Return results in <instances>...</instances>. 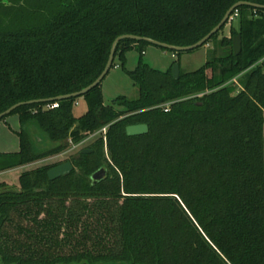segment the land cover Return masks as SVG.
I'll use <instances>...</instances> for the list:
<instances>
[{"label":"trees","instance_id":"obj_1","mask_svg":"<svg viewBox=\"0 0 264 264\" xmlns=\"http://www.w3.org/2000/svg\"><path fill=\"white\" fill-rule=\"evenodd\" d=\"M239 2L264 6L0 0V114L88 87L121 36L194 45ZM238 11V29L231 24L219 41L223 26L204 45L215 46L208 62L181 70L178 80L173 65L163 72L143 60L151 44L126 39L112 69L139 47L137 67L127 72L137 98L107 105L101 84L82 97L88 110L81 116L74 114L80 98L57 109L24 105L8 116H19L20 151L0 154V174L45 164L23 172L19 189L0 183V264H264V10ZM237 36L242 50L235 56ZM170 102L165 112L160 106ZM139 124L149 132L128 136L127 127ZM105 127L86 147L91 153L46 163ZM32 128L46 139L33 137ZM38 140L52 145L38 149ZM67 162L73 170L51 181L48 172ZM102 168L107 175L95 183Z\"/></svg>","mask_w":264,"mask_h":264},{"label":"rangeland","instance_id":"obj_2","mask_svg":"<svg viewBox=\"0 0 264 264\" xmlns=\"http://www.w3.org/2000/svg\"><path fill=\"white\" fill-rule=\"evenodd\" d=\"M234 28L238 29L239 21L233 22ZM231 25H227L219 34L218 40L220 41L225 36H230ZM214 42H210L208 45L194 50L192 52L184 53L180 56L173 52L164 50L156 46H145V53L143 60L148 63L152 68L163 72L168 71L172 65L179 64L183 72H194L202 68L209 60V55L215 50ZM218 48V47H217ZM217 50V49H216ZM217 55H221L220 49L216 52ZM141 56V50L138 48L129 52L126 55V65L122 67L117 61V66L111 70L108 76L102 83V92L105 104L109 105L112 101L119 96H127L130 99H135L139 96V89L134 84L131 77L128 75V71H133L137 67L138 60ZM78 105L74 106V114L81 116L88 110V105L83 98L78 99ZM21 131V124L18 115H12L6 120L0 121V154L1 153H16L20 151V139L18 132ZM33 137H42L46 139V136L40 130L32 128ZM36 140V139H35ZM94 139L89 140L85 145L79 147L76 150H71L65 155L59 156L55 160H49L46 163H52L56 161H64L70 158L72 155L82 151L88 147ZM37 141V140H36ZM37 144L38 149H46L52 145L48 140L42 144L40 140ZM45 164L44 161L36 163L32 166L17 168L8 172L0 174V183L5 182L10 187L19 189V178L23 172L31 170Z\"/></svg>","mask_w":264,"mask_h":264},{"label":"water","instance_id":"obj_3","mask_svg":"<svg viewBox=\"0 0 264 264\" xmlns=\"http://www.w3.org/2000/svg\"><path fill=\"white\" fill-rule=\"evenodd\" d=\"M242 6H249V7H253V8H257V9H263L264 10V6L262 5H257V4H253V3H249V2H239L236 5H234L226 14L225 18L223 19V21L217 26L215 27L206 37H204L201 41L197 42L194 45L191 46H185V47H180V46H173V45H169L166 43H162L159 42L157 40L151 39V38H147V37H139V36H134V35H124L119 37L118 39H116V41L114 42L112 49H111V53H110V57L108 60V63L104 69V71L102 72V74L96 79V81H94L91 85H89L88 87L84 88L83 90H81L80 92L74 93V94H69V95H65V96H60L54 99H46V100H37V101H30V102H24V103H19L13 107H11L10 109H8L7 111L3 112L0 114V121L6 117H8L9 115H11L12 112H14L16 109H18L21 106L24 105H29V104H39V103H54V102H60L63 100H69V99H78V98H82L84 97L86 94H88L90 91H92L93 89H95L96 87L100 86L102 84V82L105 80V78L108 76L109 72L112 69L114 60H115V55H116V51L118 48V45L120 44V42H122L123 40L126 39H131V40H135V41H144L147 42L149 44H151L152 46H156L159 48H163V49H167L170 51H174V52H192L194 50H197L201 47H203L215 34H217L221 28L225 25H227L228 20L230 15L238 8L242 7ZM242 50V38L241 36H237L233 39V51H234V55L238 56L240 54ZM180 73H181V67L179 64H175L172 67V75L174 77L175 80H178L180 77ZM127 135L130 137L133 136H140V135H145L149 132V126L145 125V124H139V125H131L128 126L126 129ZM91 150H83L82 153L84 154H88L91 153ZM73 170V165L70 162L67 163H63L61 165H58L57 167L51 169L48 172V177L51 181L56 180L60 177H63L67 174H69L71 171ZM107 175V171L102 168L99 171H97L96 173L93 174L92 179L95 183H98L100 181H102Z\"/></svg>","mask_w":264,"mask_h":264},{"label":"built area","instance_id":"obj_4","mask_svg":"<svg viewBox=\"0 0 264 264\" xmlns=\"http://www.w3.org/2000/svg\"><path fill=\"white\" fill-rule=\"evenodd\" d=\"M239 16H240V13H239L238 9H236V10L230 15L227 25H231V24H233V22L236 21V20L239 18ZM234 81H236V80H234ZM198 96L201 97L202 94H201V95H198ZM172 104H173V102H170V103H167V104L161 105L160 107L164 108L165 112H168V111L170 110V107H171ZM59 106H60V105H59V102H54V103H51V104L47 105V109H57V108H59ZM107 130H108V127H105V128H103L100 132H98V133L92 135L89 139H87V140L81 142L80 144H78V145H72L71 150H76V149H78L79 147L85 145L89 140H92L93 138L97 137L99 134H103V135L105 136L106 133H107ZM105 139H106V138H105ZM71 150H70V151H71Z\"/></svg>","mask_w":264,"mask_h":264},{"label":"flooded vegetation","instance_id":"obj_5","mask_svg":"<svg viewBox=\"0 0 264 264\" xmlns=\"http://www.w3.org/2000/svg\"><path fill=\"white\" fill-rule=\"evenodd\" d=\"M83 150H87L86 148L85 149H83ZM82 150V151H83ZM67 153H69L68 151L67 152H65V153H63V154H61V155H65V154H67ZM61 155H59V156H61ZM59 156H56V157H52L51 159H49V160H55V159H57ZM65 161V160H64ZM64 161H56V162H52V163H57V162H64ZM63 164V163H62ZM61 165V164H60Z\"/></svg>","mask_w":264,"mask_h":264}]
</instances>
